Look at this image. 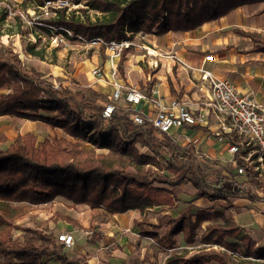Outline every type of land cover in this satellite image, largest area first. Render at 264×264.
Returning <instances> with one entry per match:
<instances>
[{
  "label": "trees",
  "instance_id": "trees-1",
  "mask_svg": "<svg viewBox=\"0 0 264 264\" xmlns=\"http://www.w3.org/2000/svg\"><path fill=\"white\" fill-rule=\"evenodd\" d=\"M36 1L43 7L46 0ZM84 2L86 8L78 11L54 9L55 17L45 24L64 28L85 42L96 38L106 43L132 42L138 34L189 32L240 7L264 5V0ZM79 11L82 15H77ZM89 11L102 17L93 20ZM259 13L264 14V7ZM8 15L4 9L0 24ZM235 32L250 38L255 52L264 53V35ZM129 49L122 51L121 62ZM27 53L44 58L35 44L28 46ZM77 87L75 93L62 86L56 88L41 73L26 67L14 49L0 47V117L42 121L73 139L39 142L36 135L27 133L0 151V264H47L51 259L79 264L70 260L65 244L55 233L17 225L37 207L57 198L91 209L88 231L95 234L92 244L98 241L95 224L102 216L114 220L115 215L132 210L144 213L154 208H159L157 212L172 209L165 234L145 236L156 240L163 252L175 247L179 235L184 244H200L201 248L195 253L187 248L181 254L173 253L165 264H264V250L250 235H243L231 214L225 213L232 208L230 197L243 195L250 202L264 201L259 195L264 193V182L254 166L239 160L245 174L210 176L211 164L202 161L193 144L181 145L170 134L157 132L149 122L135 124L131 111L118 110L105 119L107 98L91 88ZM235 140L243 147V138L236 136ZM158 180L167 186L156 185ZM186 184L196 190L197 198H207L214 204L201 208L180 201L172 189ZM215 205L222 210H216ZM59 220L80 226L69 217L60 215ZM16 231L22 233L17 236Z\"/></svg>",
  "mask_w": 264,
  "mask_h": 264
},
{
  "label": "crops",
  "instance_id": "crops-1",
  "mask_svg": "<svg viewBox=\"0 0 264 264\" xmlns=\"http://www.w3.org/2000/svg\"><path fill=\"white\" fill-rule=\"evenodd\" d=\"M263 7L264 5L240 7L227 16L205 23L189 32L141 36L139 42L149 52L131 48L123 63L122 72L118 73V80L124 91L137 89L146 95L156 92V97L164 107L176 100L197 114L202 110L203 103L212 98L211 83L206 77L207 74H211L216 79L233 82L239 93L250 95L258 104L264 106V53L255 52L252 40L235 32L241 30L264 35V14L259 13ZM93 62L104 65L106 78L102 80L95 77L94 81L90 79L89 85L105 93H113V86L108 78L110 68L115 66L116 62L106 61L103 64V61L100 63L98 56H94ZM117 105L120 111L128 107L132 114L145 118H152L158 112V107L145 100L133 106H128L124 100H120ZM203 112L205 119L199 125L174 128L169 134L181 145L193 144L200 158L211 164L214 170L225 171L227 168L231 171L232 168L237 173L236 165L233 163L236 158L229 153L228 148L231 144L238 143L235 140L236 136L239 139L243 138V143L245 138L235 133H223L220 120L209 110ZM221 135L225 137V142L218 140ZM229 174L227 176L232 175ZM191 187V184H186L172 190L182 202H191L201 208H209L214 204L207 198H197L196 190ZM185 192L189 196H185ZM230 200L238 210L232 212L230 209L225 213L231 214L236 224L242 228L243 235H250L257 246L264 250V203L255 202L248 205L237 198ZM79 206L88 210V213L85 211L86 213L80 212L73 216L80 221L82 232L87 234L85 238L80 231H76L77 228L70 227V224L64 226V221H57L54 229H47L56 235L63 229L71 232L66 233L70 235L74 231V234L80 233L75 236L77 242L65 250L69 253L70 260H78L79 264H159L157 259L151 258L147 253L141 257L138 246L132 242H124L123 234L133 232V227H137L143 238L153 239L145 234L163 236L167 230L169 217L173 214L172 209L157 212L159 208H154L144 213L132 210L115 215L114 220L106 218L101 224L97 221L95 237L98 241L92 244L91 239L95 234L88 231L92 225L91 209L86 205ZM215 208L222 210L220 206L215 205ZM207 224L204 223L202 229ZM176 239L175 247L164 253L170 252V256L177 253L176 247H180L183 238L179 235ZM235 243L241 242L235 240ZM192 246L194 245H186V248L192 250L190 248ZM48 261L47 264H63L56 259Z\"/></svg>",
  "mask_w": 264,
  "mask_h": 264
},
{
  "label": "rangeland",
  "instance_id": "rangeland-1",
  "mask_svg": "<svg viewBox=\"0 0 264 264\" xmlns=\"http://www.w3.org/2000/svg\"><path fill=\"white\" fill-rule=\"evenodd\" d=\"M37 5L38 2L36 0H0V15L4 11V9L10 11L7 18L0 24V47H2V49H14L15 53L19 55L20 59L26 67L34 69L37 72L41 73L56 88L62 86L75 93L78 90L77 85L88 87L96 92L103 94L107 98L109 103V99L112 96V93H105L101 89H95L91 85H89L91 84L90 79L94 81L97 78L95 75H93V71L97 68L101 69L104 73L102 80L106 78L104 65L95 64V62H93L94 56H98L100 59V63L101 61H103V64L106 63V61L110 63L114 61L111 59L110 53L107 51L106 46H91L87 42H83L79 39H67L64 44L56 43L51 38L50 33H48L44 29V26L40 24L43 22L45 23V21H47L49 18H54L55 15L53 12L44 14V10ZM85 8L86 7L84 0H80L78 4L70 1L69 11H78ZM89 13L90 17L93 20H95L96 17H102L100 13L91 11H89ZM77 15H82V13L79 11L77 12ZM156 32L157 31H154L151 34L157 35ZM141 36L145 35L138 34L132 41L131 48L149 52V50L146 49L144 45L140 44L139 41L141 39ZM32 44L36 45V51L43 53V59L36 58L27 53L28 46ZM130 51L131 49H129L128 53L125 55V59L122 62L120 61L122 53L120 57L113 62L116 63L115 66H111L110 68L111 71H109L110 75L108 78L109 82L113 83L114 78L112 74L114 71H116L117 74L119 72H122L123 63ZM118 110L120 109L117 105L116 111ZM123 111L130 112V109H128V107H125ZM27 133L36 135L39 142H43L45 139L53 140L54 138H65L73 142V139L67 136L61 129L51 127L43 123L42 121H33L27 118L0 117V151L7 149L9 145L14 142L15 139H17L18 136L25 135ZM86 147L90 146L87 145ZM256 171H259V180L264 182V168ZM216 173H220L221 175L227 177L228 173L236 175V170L231 168L230 171L225 168L224 171L222 169L214 170L212 168V170L208 171V175L210 176H214ZM238 180H243V177L238 176ZM155 184L163 187L167 186L159 182V180L156 181ZM184 195L189 196L187 192H185ZM259 195L260 197H264V194ZM230 198L228 199V201L232 206L231 210L232 212H235L238 209L234 206L233 201L230 200ZM237 199L248 203V205L254 203L250 202L243 195H240ZM218 203H220V205L224 204L223 202ZM258 203H264V201H260ZM85 211L88 213L87 208L83 206H72V203L70 201L63 198H57L51 203L37 207L28 216L19 220L17 222V225H19V227L22 229H26L28 227H41L43 229L51 230L56 227L57 220L60 219V215L69 217L73 222L76 221L78 225H80V221L76 218H73V216H77L78 213H84ZM67 215H72V217ZM103 220L105 221L106 217L102 216L98 220L99 224H101V221ZM59 222H63V220H59ZM66 224L68 223L64 221L63 225L65 226ZM69 226L74 229L77 228L76 231H80L83 237L87 236L86 233L82 232L83 227L81 225L76 227L73 226V224H70ZM133 228V232L123 234V239H125L124 242H132L136 244L138 246L137 248H139L141 257L144 253H147L151 258L157 259L159 264H165L167 258L170 256V252L164 253L156 240L143 238L142 234H140V231L138 230L139 228ZM67 232L71 233L63 229L60 232L58 231L57 235L59 237L64 233L66 234ZM74 232L71 235H74L73 238L75 244L77 242L75 236H78V234L80 233L74 234ZM20 233L21 232L16 231L15 235L18 236L20 235ZM200 247L201 245L194 244V246L190 248L195 253L198 249H200ZM176 248L177 253L181 254L186 248V244H184V241H182L180 247ZM161 253H163V255H160Z\"/></svg>",
  "mask_w": 264,
  "mask_h": 264
},
{
  "label": "built area",
  "instance_id": "built-area-1",
  "mask_svg": "<svg viewBox=\"0 0 264 264\" xmlns=\"http://www.w3.org/2000/svg\"><path fill=\"white\" fill-rule=\"evenodd\" d=\"M44 3V6L41 7L44 14H48L54 9L70 8V0H46ZM40 24L49 30L48 33H50L51 38L58 44H64L67 39H78L64 28L57 29L44 22ZM87 43L91 46H106L112 60H117L125 48L132 46V42L129 41L106 43L101 38L93 39ZM93 75L103 79L104 73L97 68L93 71ZM112 76L114 78L112 83L113 93L103 111L105 119H109L116 112L117 103L120 100H124L128 106L138 105L145 100L158 107V112L152 118L131 114L132 121L137 125L149 122L157 132L169 134L174 128L199 125L205 119L203 111L209 110L220 120L223 133H236L245 138L243 147L239 144H231L228 148L229 153L236 158L233 163L236 165L237 173L240 175L245 174V168L239 165V160L254 166L255 170L264 167V106L258 104L250 95L239 93L233 82L219 80L211 74H207L206 77L211 83L212 98L203 103L202 110L195 114L176 100L164 107L156 97V92L146 95L137 89L124 91L116 71L113 72ZM218 140L225 142L226 139L221 135ZM59 241L63 242L66 248L74 245V238L70 234L59 236Z\"/></svg>",
  "mask_w": 264,
  "mask_h": 264
},
{
  "label": "water",
  "instance_id": "water-1",
  "mask_svg": "<svg viewBox=\"0 0 264 264\" xmlns=\"http://www.w3.org/2000/svg\"><path fill=\"white\" fill-rule=\"evenodd\" d=\"M233 189V187L232 186H229V190H232Z\"/></svg>",
  "mask_w": 264,
  "mask_h": 264
}]
</instances>
